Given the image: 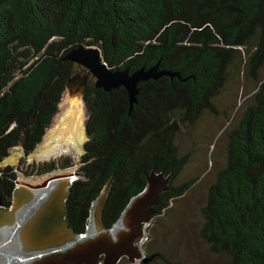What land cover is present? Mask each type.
<instances>
[{"label":"trees","instance_id":"trees-1","mask_svg":"<svg viewBox=\"0 0 264 264\" xmlns=\"http://www.w3.org/2000/svg\"><path fill=\"white\" fill-rule=\"evenodd\" d=\"M79 45L96 47L112 71L157 64L176 76L138 83L131 108L124 88L96 89L89 76L77 168L65 172L64 160L24 172L75 175L64 201L72 232H85L90 206L107 184L104 228L152 170L170 174V188L150 220L189 191L198 177L175 184L189 161L175 139L202 115L216 114L215 97L231 72H240L254 92L214 142L223 143V163L204 189L196 236L224 257L220 264H264V0H0V162L12 147L27 155L40 143L69 79L86 73L62 59ZM16 178L13 168H0L3 208ZM147 251L151 263L164 261Z\"/></svg>","mask_w":264,"mask_h":264},{"label":"water","instance_id":"water-1","mask_svg":"<svg viewBox=\"0 0 264 264\" xmlns=\"http://www.w3.org/2000/svg\"><path fill=\"white\" fill-rule=\"evenodd\" d=\"M62 59L84 69L86 76H91L93 79L92 84L96 89L110 91L118 87L124 88L130 108L135 102L138 83L157 80L162 76H176L159 70L157 64L147 69L140 68L131 73L126 69L109 70L102 62L98 49L88 45H79L71 49ZM79 82L82 90H84L87 85L86 78L79 79ZM83 131L85 136L84 127ZM61 177L71 178L65 192H54L47 195L40 203L33 206L31 203V189L46 187L49 181ZM74 179L75 175L71 173L51 177L34 187L30 185H26V188L23 186L15 187L11 193L9 208H3L0 201V229L16 225L20 216V222L16 228V236L22 251L27 254H36L34 258L41 256L42 259L35 264H97L99 260L102 264H117L121 258H126L129 264H136L142 256L140 247L134 245V240L139 238L141 233H144L145 225L148 224L154 214L153 207L158 203V196L169 190L170 174L164 175L163 173H156L154 170L150 171L145 177L143 190L132 197L123 208L116 222L127 212L132 223L136 224V230L121 235L117 240L99 237L76 244L75 247L68 250L65 248L66 245H64L66 242L74 237L84 236L87 233L85 229V232L81 235L74 234L65 219L64 201L68 194L67 188ZM108 185L90 206V214L92 211L94 224L103 233H107L116 223L110 228H104L101 222V212ZM93 206L94 209L92 210ZM29 207L31 209H28ZM24 213L25 217L23 216ZM89 218L90 216H88ZM87 224L88 220L86 226ZM55 249L61 251L53 254L49 253L48 255L44 253L47 250ZM145 261L146 259H142V262Z\"/></svg>","mask_w":264,"mask_h":264},{"label":"rangeland","instance_id":"rangeland-1","mask_svg":"<svg viewBox=\"0 0 264 264\" xmlns=\"http://www.w3.org/2000/svg\"><path fill=\"white\" fill-rule=\"evenodd\" d=\"M253 92V86L243 80L240 72H231L224 87L214 99L216 114L206 113L202 115L198 122L177 135L175 142L179 148V153L181 155L187 153L189 161L175 180V184L179 185L193 177H198V179L189 191L171 202L164 213L153 217L147 224L148 226L145 225L147 227H144V233H141L139 238L134 240V245L140 247L142 256L136 264H220L224 260L221 255L210 254L199 242L196 236L200 223L198 210L203 203L205 187L211 181L214 171L219 169L223 163V143L218 141L214 144V142L219 138L235 111L244 104ZM80 100L81 95L78 91L73 92V89L67 85L49 128L54 122L56 123V118L65 119L66 116H70L71 121L74 120L75 113L71 114L72 110L79 109L84 116L86 114L85 105ZM59 142L53 146L57 150H51L56 152L55 154L50 153L49 150L50 152L48 151L46 157L40 159L33 157L38 146L27 155H24L20 146H15L10 151L13 153L15 149H18L20 152L18 158L15 159L14 163L3 164V160L11 156L9 151L0 162V168L6 166L13 168L17 175L16 186L25 183L40 185L47 180L46 178L50 177L48 175L41 178L33 173H29L28 176L24 175L25 171H31L32 167H38L43 163L54 162L58 166L59 163L67 160L70 168L64 169L65 172L76 169L82 153L75 154L68 144L63 141ZM42 143L43 139L39 145ZM211 146H213L212 150ZM56 173H64V171L59 168ZM148 249L159 251L163 255L164 261L160 260L153 263L148 261ZM142 259H146V261L142 262Z\"/></svg>","mask_w":264,"mask_h":264},{"label":"bare ground","instance_id":"bare-ground-1","mask_svg":"<svg viewBox=\"0 0 264 264\" xmlns=\"http://www.w3.org/2000/svg\"><path fill=\"white\" fill-rule=\"evenodd\" d=\"M72 113H75L74 120L71 121L70 116H66L65 119L61 117L59 119L56 118V123L54 122V124L50 128L49 126L47 127L44 133L45 136H43L44 138H42L43 143L38 145L36 150L34 149L35 151L33 157H36L38 159L46 157L48 151L55 149L56 147L53 146L57 142L60 143L59 141H63L68 144L71 151H73L75 154L82 153V144L85 141L83 127L86 115L84 114V116H82L81 110L79 109H75L74 111L72 110L71 114ZM68 114L70 115V113ZM50 153L55 154L56 152L51 151ZM10 155L11 156H8L3 160V164L14 163L15 159L18 158V156L20 155V152L18 149H15L13 153H11L10 151ZM70 180L71 178L69 177H61L56 180L49 181L46 187H42L39 189H31V203L33 204V206H35L40 203L47 195H50L54 192L64 193L66 187L69 185L68 183ZM94 206L92 210L94 209ZM28 209H31V207H29ZM89 216L90 218L87 219L88 224L86 226L87 233L84 236L74 237L73 239L66 242L64 244L66 245V249L70 250L71 248L75 247L76 244L87 242L99 237H105L108 240H117L121 237V235L128 234L133 230H136L137 228L135 226L136 224L132 223L131 218L127 212L122 215V217L113 225V227L107 233H103L102 231L96 228L92 211ZM18 218L19 221L16 225L10 228L0 229V264H20L21 262H23L22 257L20 256L19 242L16 236V228L17 225H19L20 216ZM60 251L55 249L47 250L44 253L48 255L49 253L53 254L58 253Z\"/></svg>","mask_w":264,"mask_h":264},{"label":"flooded vegetation","instance_id":"flooded-vegetation-1","mask_svg":"<svg viewBox=\"0 0 264 264\" xmlns=\"http://www.w3.org/2000/svg\"><path fill=\"white\" fill-rule=\"evenodd\" d=\"M82 78H86V80L88 81L89 76H86V73L84 74L82 72H77V73H75V75L67 83V85L70 86V88L73 89V92H77L78 91V93L81 95V100H80L81 102H83V94H84V91L86 90V88L84 90H82V87L80 85L79 79H82ZM122 259L123 258H121L117 262V264H122Z\"/></svg>","mask_w":264,"mask_h":264},{"label":"clouds","instance_id":"clouds-1","mask_svg":"<svg viewBox=\"0 0 264 264\" xmlns=\"http://www.w3.org/2000/svg\"><path fill=\"white\" fill-rule=\"evenodd\" d=\"M71 79V78H70ZM69 79V80H70ZM67 85V84H66ZM61 99V98H60ZM57 109H58V105H57ZM54 117V116H53ZM52 120V119H51ZM47 129V128H46ZM45 133V132H44ZM44 136V135H43ZM42 136V137H43ZM42 140V139H41ZM41 142V141H40ZM38 145H39V143H38ZM37 145V146H38ZM36 147V146H35ZM13 148V147H12ZM21 148V147H20ZM11 149V148H10ZM9 149V150H10ZM9 150H8V152H9ZM34 151V150H33ZM33 151H31V152H33ZM30 153V152H29ZM26 185H28V184H22V185H20V186H23L24 188H26ZM15 187H17L16 185H15ZM14 187V188H15ZM19 187V186H18ZM9 208V207H8ZM24 217H25V214L23 215ZM86 229V228H85ZM19 248H20V256L22 257V261L23 262H21L20 264H35L37 261H39V260H41L42 258H41V256L40 257H37V258H34V256L36 255V254H27L26 252H24V251H22L21 250V247H20V245H19ZM126 259V258H125ZM99 262V261H98ZM100 263H101V261H100ZM98 264V263H97ZM102 264V263H101Z\"/></svg>","mask_w":264,"mask_h":264}]
</instances>
